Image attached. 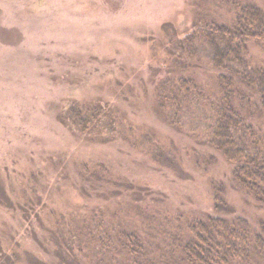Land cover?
I'll return each instance as SVG.
<instances>
[{
    "label": "rangeland",
    "instance_id": "1",
    "mask_svg": "<svg viewBox=\"0 0 264 264\" xmlns=\"http://www.w3.org/2000/svg\"><path fill=\"white\" fill-rule=\"evenodd\" d=\"M234 12L226 0H0V262L182 263L187 224L212 211L210 182L264 222V205L208 146L207 91L185 96L177 84L213 87L214 50L184 36ZM183 43L201 67L185 65ZM247 51L264 68V47ZM248 121L264 139V115Z\"/></svg>",
    "mask_w": 264,
    "mask_h": 264
},
{
    "label": "trees",
    "instance_id": "2",
    "mask_svg": "<svg viewBox=\"0 0 264 264\" xmlns=\"http://www.w3.org/2000/svg\"><path fill=\"white\" fill-rule=\"evenodd\" d=\"M226 2L235 9L230 24L213 21L207 25L192 24L195 37L187 39L189 33L184 36L190 45L202 37L214 50L208 60L213 71V87L196 83L188 76L178 78L177 84L183 94L185 91V96L194 93L200 96L201 91H207L217 123L207 136L208 146L232 163L231 183L246 197L250 196L256 206H261L264 205V139L253 138L255 129L248 116L264 115V68L246 61L249 41L264 47V12L250 0ZM183 49L187 52L185 65H192L186 60L189 57L201 67L199 58H194L195 51L184 43ZM159 106H164V100ZM242 108H245L244 113H241ZM247 134L252 137L246 142ZM237 142L247 143L255 152L248 154L246 148L236 147ZM208 188L212 211L187 224L179 264H244L252 256L264 261V222H251L236 213L224 198L221 183L210 182ZM125 243L131 251L139 250L134 234L125 235Z\"/></svg>",
    "mask_w": 264,
    "mask_h": 264
}]
</instances>
